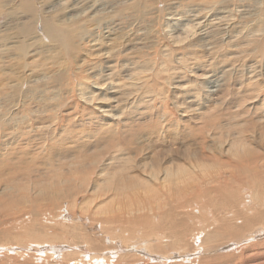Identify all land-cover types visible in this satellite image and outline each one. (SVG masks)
<instances>
[{"label": "rangeland", "instance_id": "obj_1", "mask_svg": "<svg viewBox=\"0 0 264 264\" xmlns=\"http://www.w3.org/2000/svg\"><path fill=\"white\" fill-rule=\"evenodd\" d=\"M27 1L0 0V264H118L119 254L131 255L125 258L131 264H264V50H254L237 36L241 32L252 39L258 36L256 40L264 44V0H93L92 8L75 0L71 10L69 0L55 4L31 0L38 10L47 11L41 15L72 21L73 29L82 26L65 47L41 39L39 24L34 30L39 38L21 36L17 17L27 13L22 8ZM217 2L228 7L224 14L228 12L230 21L204 34L199 31L202 26L219 17L214 14ZM186 28L188 36H175L177 42L168 39ZM177 55L185 62H175ZM194 63L206 81L188 72ZM107 66L112 72L104 80ZM185 68L180 81L184 96L178 92V98L172 94V81ZM125 70L137 77V90L125 80ZM107 81L120 84L119 92L129 94L126 101L107 102L115 107L109 106L113 117L102 116L98 109L99 104L107 106V99H99L108 92ZM215 83L225 90L228 86V92L221 93ZM162 119L173 124L180 120L182 127L177 124L172 135L167 129L173 125L160 129ZM154 123L155 130L148 131ZM187 154L190 160L185 159ZM201 158L208 164L217 161L218 166L202 171L196 166ZM155 165L162 168L161 177L165 167L198 169L173 176L177 190L173 184L167 189L158 179L143 176L144 169ZM124 172L148 186L160 185L159 194L150 198L138 189L117 194L116 174ZM185 174L189 180L182 182ZM257 192L262 194L261 203L255 199ZM188 201L195 210L202 207L206 212L189 216ZM172 204L177 210H170ZM167 212L169 218L164 219L161 214ZM141 216L160 224L165 237L160 243L141 247L137 233L135 247L114 249L110 241L114 236L99 230V221L113 217L114 225L123 224L113 232L116 238L128 236ZM182 217L193 223L186 241L168 243L166 222ZM201 217L205 222L199 221ZM221 217V223L231 228L213 242L204 241ZM86 238H102L101 246L95 248L98 244H89ZM211 246L215 251L209 250ZM132 254L137 256L135 263Z\"/></svg>", "mask_w": 264, "mask_h": 264}, {"label": "bare ground", "instance_id": "obj_2", "mask_svg": "<svg viewBox=\"0 0 264 264\" xmlns=\"http://www.w3.org/2000/svg\"><path fill=\"white\" fill-rule=\"evenodd\" d=\"M31 1V0H30ZM30 1H27L25 4H24V6H22V8H24V10L25 11H27V13H25L24 12V14L23 13H21L18 17H17V19H20V21L21 22H19L18 23V25H20V28H19V30L18 31H20V33H21V36L22 37H26V38H35V40H36V38H39L38 37V35H37V33H36V31H34L37 27H38V24L41 26V31H42V34L39 32V35L41 34V39H47V40H49V41H54V42H57L58 44H60V45H62V46H68L69 44H70V41L72 40V37L73 38H75L76 36H77V30L76 29H78V27L80 26H76L75 27V29H73L71 26H72V24H74V22H72V21H65L64 19H61L62 17H59V16H57V17H54L53 15H46V16H43V15H41L42 13H44L45 14V11L46 10H42V11H40V10H38L37 8L38 7H36V5L34 4H32ZM55 0H53V2H54ZM56 1H58V0H56ZM56 1L54 2V4L56 3ZM67 1V0H66ZM83 1V4L85 5V7L86 8H88V7H91L92 8V6H91V3L90 2H93V3H95L93 0H91V1H89V0H82ZM107 1V0H106ZM120 1V0H119ZM227 1V0H226ZM52 2V3H53ZM68 2H70V4L68 5V9H73V8H75L74 6H75V0H69ZM77 2H78V0H77ZM99 2V1H98ZM112 2V1H111ZM209 2V1H208ZM224 3H225V1H223ZM227 2H229V1H227ZM109 3V2H108ZM211 3V2H210ZM216 3V2H215ZM214 3V4H215ZM218 3V2H217ZM219 3H220V1H219ZM219 3H218V5H219ZM51 4V3H50ZM97 4V3H96ZM99 4H100V2H99ZM175 4V3H174ZM102 5H104V4H102ZM233 5V4H232ZM49 6V5H48ZM51 6V5H50ZM95 6V5H94ZM214 6H216V5H214ZM237 6V5H236ZM239 6V5H238ZM237 6V7H238ZM170 7V6H169ZM217 8H218V10H216V12L214 13V14H216V15H218L219 17H216V19H217V21H211V22H206L207 24H206V26H204L202 23V19L204 18H206V17H203L201 20H199V21H196L197 22V24H195V22L193 21V23L195 24V25H198V27L200 26L201 27V24L203 25L202 26V28H201V30H199V31H203L204 32V34H207V33H209V32H211V30L213 29V30H220V29H222L223 27H226L227 25H228V21H230L229 20V18H227V16L226 15H228L227 13H225L224 14V12L226 11V8H228V7H224V6H220L219 5V7L218 6H216ZM234 7H235V5H234ZM21 8V9H22ZM103 8V7H102ZM213 8V7H212ZM211 8V9H212ZM236 8V7H235ZM238 8H240V6L238 7ZM81 9V8H80ZM237 9V8H236ZM235 9V10H236ZM49 10V9H48ZM101 10V9H100ZM99 10V11H100ZM170 10V9H169ZM228 10V9H227ZM87 11V10H86ZM88 11H89V9H88ZM88 11H87V13H88ZM229 11V10H228ZM238 11V10H237ZM47 12V11H46ZM193 12H194V9H193ZM211 12V11H210ZM213 12H214V10H213ZM212 12V13H213ZM49 13V12H48ZM168 13H169V11H168ZM167 13V14H168ZM179 14V13H178ZM207 14H208V12H207ZM14 15V14H13ZM175 15V14H174ZM193 15H195V14H193ZM197 15V14H196ZM211 15H213V14H211ZM211 15H209V16H211ZM9 16H11V15H9ZM89 16V15H88ZM102 16V15H101ZM167 16H169V14L167 15ZM13 16H11V18H12ZM171 17V16H170ZM169 17V18H170ZM195 17H199V16H195ZM30 18V19H29ZM96 18V17H95ZM100 18V17H99ZM25 19H27V21L25 20ZM29 19V20H28ZM69 19H71V17L69 18ZM173 19V18H172ZM181 19V18H180ZM195 19V18H194ZM200 19V18H199ZM66 20H67V18H66ZM169 19H168V17H167V21H168ZM170 20H171V18H170ZM177 20V19H176ZM193 20V19H192ZM195 20H197V18L195 19ZM10 21L11 20H9L8 22L10 23ZM13 21V20H12ZM99 22H100V20H98ZM178 21V20H177ZM170 22V21H169ZM174 22V21H173ZM177 23V22H176ZM209 23V24H208ZM93 24V23H92ZM166 24H167V22H166ZM169 24V23H168ZM193 24V25H194ZM223 25V27L222 26H219V25ZM35 25H36V28H35ZM176 25V24H175ZM174 25V26H175ZM185 24H183L182 26L183 27H185L184 26ZM195 25H194V28H195ZM170 26H172L171 24H170ZM214 26H218L217 28H215ZM7 27H8V25L7 26H5L4 28H3V30H5V29H7ZM80 27H82V26H80ZM109 27V26H108ZM169 26H167V28H168ZM182 27V28H183ZM188 27V26H187ZM167 28H166V30H167ZM172 28V27H171ZM170 28V29H171ZM177 28V27H176ZM175 28V30L177 31V29ZM260 28H263V27H260ZM172 29H174V28H172ZM95 30V29H94ZM169 30V29H168ZM183 30H185L184 28H183ZM196 30V29H195ZM261 30H263V29H261ZM17 31V30H16ZM100 31V30H99ZM170 31V30H169ZM232 31V30H231ZM14 32V31H13ZM94 32V31H93ZM163 32H164V30H163ZM173 32V31H172ZM200 32V33H201ZM202 32V33H203ZM232 32H236L235 30L234 31H232ZM253 32V31H252ZM15 33V32H14ZM34 33H36L34 36H32ZM170 34H171V32H169ZM174 33V32H173ZM177 34H175V35H171L172 37H170V38H168L170 41H171V38H172V41L174 42V41H178L177 39H176V37H178V35H182V34H184V35H186V36H188L191 32H190V30L189 29H187L186 28V32L184 33V31L182 32H180V33H178V32H176ZM194 33V32H193ZM236 33H238V32H236ZM200 35V34H199ZM203 35V34H202ZM226 35V34H225ZM169 36V35H168ZM176 36V37H175ZM237 36H238V38H243L244 39V44H247V45H249V44H253L254 45V47H256V48H254V50H260V51H263L264 50V44H262L261 45V43H260V41H258V40H256V38L258 37H256L255 39H252V36H247V34H243L242 35V32H241V34H237ZM22 37H20V38H22ZM173 37H175L174 38V40H173ZM180 37V36H179ZM29 38V39H30ZM183 38V37H182ZM40 39V40H41ZM199 39H201L200 37H199ZM95 40V39H94ZM111 40V39H110ZM26 41V40H25ZM34 41V40H33ZM39 41V40H38ZM44 41V40H43ZM171 41V42H172ZM22 42V41H21ZM21 42H20V44H21ZM74 42V41H73ZM102 42V41H101ZM75 43V42H74ZM263 43H264V41H263ZM22 44H24V42L22 43ZM38 44V43H37ZM98 44V43H97ZM205 44V43H204ZM203 43L201 44V45H203L202 46V48H204L205 49V45H204ZM39 45V44H38ZM96 45V44H95ZM112 45V44H111ZM200 45V46H201ZM25 46H29V45H27V43H26V45ZM71 46V45H70ZM106 46V45H105ZM113 47V46H112ZM142 47V46H141ZM140 47V48H141ZM143 48V47H142ZM68 49V48H67ZM97 49V48H96ZM19 52H22L23 51V47L21 46V47H19ZM256 50V51H257ZM26 51V50H25ZM260 51H258V52H260ZM23 53V52H22ZM176 54V53H175ZM24 55V54H23ZM92 55V54H91ZM101 55V54H100ZM180 55V54H179ZM179 55H177V56H179ZM184 55V54H183ZM94 56V55H93ZM182 56V55H181ZM232 56V55H231ZM95 58V57H94ZM176 60H175V62L177 61V59H179V61L181 60V61H183V62H185L184 61V57H176L175 58ZM180 61V62H181ZM178 62V61H177ZM185 64V63H184ZM195 64V63H194ZM193 64V65H194ZM180 65V64H179ZM193 65H191L192 67H190V68H192L190 71H188L189 73H191V71L193 72V74H195L196 75V77H198L199 79H202L203 80V82H204V80H205V78H206V76L204 75V73H200L199 74V71H201V67L197 64H195V66H193ZM181 66V65H180ZM108 68H107V70L106 71H104L105 73L103 74V71H100V72H98V73H102L103 75V79L105 80V76H107V75H109L111 72H112V69H111V66H107ZM169 67H171V66H169ZM186 67V66H185ZM93 68H95V67H93ZM181 68V67H180ZM183 68H184V66H183ZM173 70V69H172ZM187 69L185 68V70L184 71H182V73L181 74H178V73H176L175 74V76H174V74H172L174 77H175V79L172 81V87H173V89H174V93H172L174 96L175 95H177L176 93H178V92H180L181 91V89L184 87L183 86V84L182 83H180V81L181 80H184L185 79V73H187V71H186ZM174 71V70H173ZM228 71H230V70H228ZM227 71V72H228ZM92 72V71H91ZM127 72H129V70H125L123 73H126L125 74V80H127V82H129V85L131 84V85H133V86H131V87H133V89L134 90H137V83L135 82V81H137V77L136 76H134V77H131V73H127ZM172 72V71H171ZM224 73V72H223ZM222 73V74H223ZM221 74V76H222V78H223V76L224 75H222ZM172 75H170V73H169V75H168V77H171L172 78ZM228 75V74H227ZM98 76V75H97ZM152 76V75H151ZM189 76V75H188ZM226 76V75H225ZM229 76V75H228ZM228 76H226V77H228ZM168 77H167V83H168V86L170 85L169 83H171V82H169L168 80ZM187 77V76H186ZM210 77V76H209ZM226 77H225V79H226ZM163 78V77H162ZM103 80V84H104V81ZM108 80V79H107ZM122 80V79H121ZM166 80V79H165ZM202 80H200V81H202ZM219 80V79H218ZM223 80V79H222ZM109 81V80H108ZM107 81V82H108ZM199 81V82H200ZM206 81V80H205ZM209 81H210V79H209ZM226 81V80H225ZM213 82V81H212ZM220 82V81H219ZM101 83V84H102ZM109 83V84H108ZM108 83H106V85H107V88L105 87V89L107 90L108 89V92H110V94L107 92H105L104 94L105 95H103L101 98H99L100 100L101 99H107L106 101H104V102H111V104H113L115 101H126L129 97V94H125L124 95V93H123V90H122V93H120L119 92V90H120V84H114L113 83V81L112 82H108ZM119 83V82H118ZM162 83V82H161ZM160 83V84H161ZM186 83H187V81H186ZM147 84V83H146ZM145 84V85H146ZM201 84H203L202 82H200V85ZM205 84V83H204ZM203 84V85H204ZM207 84H208V82H207ZM218 84V83H217ZM225 84V83H224ZM125 85V84H124ZM214 85V84H213ZM219 85H220V83H219ZM223 85V84H222ZM90 86V85H89ZM206 86V85H205ZM215 86H216V83H215ZM218 86V85H217ZM216 86V87H217ZM90 87H92V86H90ZM98 87V86H97ZM123 87V86H122ZM157 87V86H156ZM204 87V86H203ZM104 88V87H103ZM158 88V87H157ZM171 88V87H170ZM218 88L219 89H221L220 88V86H218ZM217 88V89H218ZM225 88H227L228 89V86H226ZM86 89V88H85ZM91 89V88H90ZM123 89H124V87H123ZM128 89V88H127ZM140 89V88H139ZM214 89H216V88H214ZM216 89V90H217ZM218 89V90H219ZM225 90L224 88L223 89H221V93L222 92H228V90ZM101 90H102V88H101ZM104 90V89H103ZM106 90H104V91H106ZM178 90V91H177ZM212 90V89H211ZM223 90V91H222ZM92 91V90H91ZM90 91V92H91ZM141 91V90H140ZM230 91V90H229ZM147 92V91H146ZM82 93V92H81ZM80 93V94H81ZM85 93H86V91H85ZM87 93H89V92H87ZM129 93V92H128ZM148 93V92H147ZM180 93H182V92H180ZM203 93V92H202ZM206 93V92H205ZM209 93V92H208ZM220 93V92H219ZM83 94H84V92H83ZM91 94H92V92H91ZM171 94V95H172ZM179 94V93H178ZM207 94V93H206ZM226 94V93H225ZM95 94L93 93V96H94ZM182 95H183V93H182ZM209 95H212V94H209ZM219 96H220V94H218ZM224 95V94H223ZM223 95H221V96H223ZM82 96V95H81ZM89 96V95H88ZM92 95H90V97H91ZM131 96V95H130ZM178 96V95H177ZM184 96V95H183ZM183 96H181V97H183ZM84 97V96H83ZM145 97V96H144ZM180 97V95L178 96V98ZM225 97V96H224ZM81 98V97H80ZM88 98V97H87ZM184 99V98H183ZM110 100H112V101H110ZM85 102L87 101V100H84ZM89 101H91V100H89ZM88 101V102H89ZM183 100H181V101H179V99H178V102H182ZM186 102V101H185ZM184 102V103H185ZM101 103V102H100ZM105 103V104H106ZM108 103H107V106H105V105H102V104H99L100 106H98V109L100 110L101 109V114H102V116H108V115H111L112 117H113V115L115 114V113H111L112 112V110L113 109H115V107L113 108V106L111 105V104H109L108 105ZM118 102H116V104H117ZM115 104V103H114ZM112 106V110H110L109 111V106ZM111 106H110V108H111ZM117 106V105H116ZM128 107V106H127ZM186 108V107H185ZM189 108V107H188ZM122 110V109H121ZM185 110V109H184ZM187 111H188V109H186ZM114 111V110H113ZM105 112V113H104ZM118 112V111H117ZM106 113H111V114H106ZM187 114V113H186ZM119 115V114H118ZM117 115V116H118ZM114 116H116V115H114ZM156 116V115H155ZM161 116V115H160ZM156 118H159L158 116H156ZM164 118V117H163ZM160 119V118H159ZM159 119H157V122H158V120ZM150 120V119H149ZM110 121H111V119H110ZM171 121L172 120H170V122L168 121L167 123H164L165 122V120L164 119H162L161 121H160V123H162L161 124V127H160V129H162V126H163V128L164 127H166L167 128V126H169V125H173V127H172V129L170 130V127H168V132L170 133V134H172L173 135V133H177L176 132V127H177V124L180 122V120H179V122L177 123V122H175V124H173V123H171ZM147 122H149V121H147ZM152 122V121H151ZM150 123V122H149ZM164 123V124H163ZM181 123V122H180ZM104 125V124H103ZM105 125H107L108 127L110 126V123H105ZM154 125H156L155 123L153 124V125H151V126H149L148 127V131L149 130H155V127H154ZM160 125V124H159ZM179 125V124H178ZM140 126V125H139ZM158 126V125H157ZM180 126V125H179ZM178 126V127H179ZM142 127H144V125L142 126ZM182 126H180V128H181ZM114 128V127H113ZM179 128V129H180ZM116 129V128H115ZM118 129V128H117ZM159 128L156 130V131H158V130H160ZM131 130V129H130ZM133 130V129H132ZM139 130V129H138ZM180 131V130H179ZM190 131V130H189ZM188 131V132H189ZM115 132V131H114ZM125 132V131H124ZM124 132H122L121 131V133H124ZM131 134H133L131 131H129ZM135 132V131H134ZM155 132V131H154ZM187 132V133H188ZM129 133V134H130ZM190 133V132H189ZM114 134V133H113ZM128 134V135H129ZM130 134V135H131ZM139 134V133H138ZM191 134V133H190ZM129 135V136H130ZM175 135V134H174ZM177 135H180V134H177ZM128 136V137H129ZM133 136V135H132ZM141 136V135H140ZM169 136V135H168ZM185 136V135H184ZM182 138V137H181ZM185 138V137H184ZM186 138H188V137H186ZM128 139V138H127ZM126 139V140H127ZM134 139V138H133ZM173 139V138H172ZM178 139V138H177ZM174 140V139H173ZM118 141V140H117ZM132 141V140H131ZM120 142V141H119ZM121 143V142H120ZM125 143V142H124ZM136 143V142H135ZM133 145V144H132ZM137 145V144H136ZM136 147V146H135ZM134 147V148H135ZM136 149V148H135ZM179 153H181L182 155H183V158H184V154L182 153V152H179ZM185 153V152H184ZM190 155H192V154H194V153H189ZM188 155V154H187ZM185 155V159H188V160H190V158H189V156L190 155ZM197 155V154H196ZM195 155V156H196ZM192 157V156H191ZM192 158H194V157H192ZM196 158V157H195ZM192 160H194V159H192ZM198 161V160H197ZM159 163V162H158ZM216 163H217V161L216 162H211V163H209L208 164V162H204L203 160H202V158H201V160L199 159V163L196 165L198 168H200L202 171L204 170L205 172H210L211 170H209V166L211 167V166H218V165H216ZM184 165H182V166H173V167H175V169L174 168H171V167H165L164 169H163V172H162V175H163V177H161V176H158V169H159V171L162 169H160V168H157V166L155 165V166H148L149 168H147V169H144L143 170V172H145L146 174H143V176H145V177H148V179L149 180H152V181H154V180H156V179H158L157 180V182H160V185L162 186V184H163V186H165V187H167V189H168V187H170V185L171 184H173V188H175V189H177V190H179L180 189V187L178 186V184L175 182V181H173V180H171V178L174 176H177V174H181V175H183V173H185L186 171H191V170H194V169H196L197 167H192L191 169H184V167H183ZM136 167H138V166H136ZM159 167V166H158ZM115 168H117V169H119L117 166L115 167ZM134 168V167H133ZM197 168V169H198ZM111 169H114V167L113 168H111ZM211 169V168H210ZM120 170L121 169H119L118 171L120 172ZM135 170V169H134ZM117 171V170H116ZM117 171V172H118ZM114 172H115V170H114ZM121 172H123L122 170H121ZM194 173V172H193ZM200 173H202L201 171H200ZM204 173V172H203ZM117 175V177H116V181H114L115 182V187H116V189H115V192L117 193V194H124V193H132V194H134V193H136L138 190H141V191H146V192H148L149 193V195L148 196H150V198H152V197H155L156 195H158L159 194V190H158V188H160V185H158V184H150V186H148V184L146 185V184H144V183H142V181L141 180H139V179H137V177H133V176H135V175H133V176H131L130 174L128 175L127 174V172H124L123 174H116ZM140 176V175H139ZM195 176V175H194ZM185 177V178H184ZM183 178L184 179H181L182 180V182H185V181H188L189 179H187L186 177H188V174H185V176H184ZM179 178V177H178ZM196 178V177H195ZM194 178V179H195ZM142 179V178H141ZM143 180H145V179H143ZM175 180V179H174ZM180 180V181H181ZM179 180H178V182H180ZM113 182V183H114ZM154 183V182H153ZM181 183V182H180ZM188 183V182H187ZM186 183V184H187ZM172 186V185H171ZM185 186H187V185H185ZM115 187H113V188H115ZM138 189V190H137ZM162 191V190H161ZM231 191V190H230ZM139 192V191H138ZM137 192V193H138ZM161 193V192H160ZM231 193H232V196H233V194H234V191L232 190L231 191ZM147 195V194H146ZM231 196V197H232ZM255 199H257V200H259V203H261L262 202V194H261V192H257L256 194H255ZM186 202V201H185ZM188 204L186 205V204H184V205H186L187 207H190L191 209H192V212H191V214L189 215V216H194V212H196L197 214H202V213H205L206 212V210H204V209H202V207L201 208H197L196 210L194 209V207L192 206V205H190V203H189V201L187 202ZM177 205V204H176ZM175 204L173 205H170L169 207H170V210H172V209H176L175 207H177L178 208V206H175ZM185 206V207H186ZM199 206V205H198ZM197 206V207H198ZM139 207V206H138ZM138 209V208H137ZM168 210H169V208H168ZM167 210V211H168ZM177 210V209H176ZM171 211H169V213H170ZM178 212V211H177ZM169 213L167 212V214H161L162 216H163V218L165 219V218H169ZM188 213H190L189 212V208H188ZM187 213V214H188ZM180 214V213H179ZM63 215V214H62ZM173 215V214H172ZM66 216H69V215H66ZM171 216V215H170ZM188 216V217H189ZM74 217H75V215H74ZM73 217V218H74ZM159 217H160V215H159ZM188 217H182V220H179V222H174V218H175V216H174V218L172 219V218H170V220H169V222H166L165 220H162V221H165L166 223H167V225H168V227H165L166 229H168L166 232H168L169 234H167V235H169V240H168V243H175V242H178V243H181L183 240L184 241H186V236H187V234L189 233V228H190V226L191 225H193V223L191 222L190 223V220L188 219ZM69 218H70V216H69ZM76 218L78 219V217L76 216L74 219L76 220ZM80 218V217H79ZM222 218L223 217H221V218H219L218 220H217V223L218 224H216V227H215V230H213L211 233H209L208 234V236L204 239V241H208V243H210L209 241H211V242H213L212 240L213 239H215L216 237H219L221 234H223L224 233V231L226 230V229H230L231 228V226L229 225V224H227V223H221V220H222ZM67 219V218H66ZM68 220V219H67ZM66 220V221H67ZM70 220V219H69ZM103 220V219H102ZM123 220V219H122ZM245 220L246 221H249L250 220V217L249 216H245ZM63 221V220H62ZM199 221L201 222V223H203V222H205V218L204 217H201L200 219H199ZM114 218L113 217H107L106 218V220L104 219L103 220V223L102 222H100L99 221V223H100V225L99 224H97V225H99L100 227H99V230L100 231H102V232H104V234L106 235V234H111V235H113L114 237H112V239L110 240L111 242H113L114 243V247L113 246H111V248L113 247L114 249L115 248H120V247H122L123 245H125V246H127V245H129V246H131V247H135L136 245H137V236H136V238L133 236L134 234H139L140 236H141V238L139 239L140 240V242H139V244H140V246L141 247H146V244L144 245V243H152V242H154V241H157V242H159V241H161L162 239H163V237L164 236H162L161 235V232H160V224L159 223H155V224H153V222L152 221H150V218L149 217H145V216H141V217H139L138 219H137V225L136 226H134V227H132V228H130L131 229V231L128 233L129 235L128 236H121V238H116L117 237V234H115V233H113L114 231H115V229H120L121 227H123V224L121 223L120 225H118V224H116V225H114ZM61 223H63V224H73V223H71V222H69V221H67V222H65V221H63V222H61ZM78 223V222H77ZM124 223V222H123ZM163 223V222H162ZM165 223V224H166ZM164 224V225H165ZM234 224V223H233ZM232 224V225H233ZM94 223H93V227H94ZM80 226V225H79ZM85 226H83V228H84ZM164 227V226H163ZM80 228V227H79ZM262 231L263 230V228L261 227V229H259L258 231ZM84 231V230H83ZM165 232V231H164ZM165 232V233H166ZM77 233H79V232H77ZM82 233V232H81ZM198 233V232H197ZM84 234V233H83ZM101 234H103V233H101ZM166 235V236H167ZM206 235V234H205ZM204 235V236H205ZM103 236V235H102ZM107 236V235H106ZM194 236V235H193ZM104 238V237H103ZM165 238V237H164ZM168 238V237H167ZM87 240H88V238H86ZM97 238H95V239H93V238H89V244L91 243H94L95 244V242L98 244V243H101L102 242V238H98L97 240H96ZM196 239H198V238H196ZM51 240V239H50ZM52 241V240H51ZM163 241H166V240H163ZM167 242V241H166ZM86 243V241H84V242H82V244H85ZM113 243H112V245H113ZM156 243V242H155ZM155 243H153L154 245H155ZM160 243V242H159ZM159 243H157V245L159 244ZM183 243V242H182ZM201 243H203V241L201 240ZM208 243H205V244H207V246H208ZM40 244V243H39ZM45 244V243H44ZM88 244V245H89ZM162 244V243H161ZM80 245V244H79ZM111 245V244H110ZM152 245V244H151ZM151 245H149V246H147V248L149 249V248H151V247H153V246H151ZM42 246V245H41ZM101 246V244H98V245H94V247L95 248H99ZM139 246V245H138ZM151 246V247H150ZM43 247V246H42ZM81 247V246H80ZM155 247H157V246H155ZM199 247H201L200 245L198 246V248ZM209 247V246H208ZM207 247V248H208ZM215 247V246H214ZM214 247H212L211 246V248L209 249V250H212L213 249V251H215L214 250ZM47 248V247H46ZM53 248V249H52ZM161 248V247H160ZM206 248V249H207ZM225 248V247H224ZM48 249V248H47ZM50 249H52V250H54V247H52L51 246V248ZM110 249V248H109ZM152 249V248H151ZM195 249V248H194ZM193 249V250H194ZM98 250H100V249H97L96 251H98ZM205 250V249H204ZM208 250V249H207ZM105 251H107V249H105ZM141 251H143V250H141ZM144 251H146V250H144ZM206 252V251H205ZM207 252H209V251H207ZM177 253V252H176ZM115 254V253H114ZM135 256H136V254H134ZM128 256H131V255H127V254H124V255H121V254H119V256H116L117 257V261H118V264H131V263H129V262H125V258H127ZM135 256H133V254H132V257L134 258ZM177 256H182V255H180V254H177L176 255V257ZM97 257H99V256H97ZM135 258H137V256L135 257ZM134 258V259H135ZM174 258H175V256H174ZM142 259V258H141ZM138 260V259H137ZM135 261H136V259L134 260V263H135ZM139 261H140V259H139ZM133 262V261H132ZM140 264V263H139Z\"/></svg>", "mask_w": 264, "mask_h": 264}]
</instances>
